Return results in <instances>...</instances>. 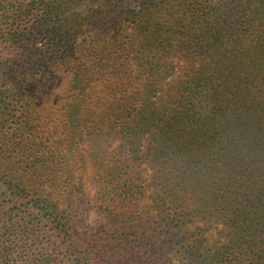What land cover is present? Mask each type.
<instances>
[{
    "label": "trees",
    "instance_id": "obj_1",
    "mask_svg": "<svg viewBox=\"0 0 264 264\" xmlns=\"http://www.w3.org/2000/svg\"><path fill=\"white\" fill-rule=\"evenodd\" d=\"M131 1L0 0V72L9 73L10 63L38 62L26 76L54 80V68L62 67L79 81L102 64L124 85L145 73L141 103L124 127L129 148L142 147L146 161L159 167L158 183L176 209L206 224L211 210H243L235 217L248 222L250 211L264 208V0H138L128 10ZM123 11L126 27L140 35L136 48L118 47L104 59L79 51L43 59L41 46L67 42L90 26L116 25L108 20ZM99 33L82 45L98 42ZM154 48L158 64L148 57ZM6 147L18 151L21 143L0 142V264H94L120 249L142 193L109 190V212L94 230L71 192L66 205L55 192L74 187L76 161L46 158L23 167L3 156ZM200 161L209 162L204 173Z\"/></svg>",
    "mask_w": 264,
    "mask_h": 264
},
{
    "label": "rangeland",
    "instance_id": "obj_2",
    "mask_svg": "<svg viewBox=\"0 0 264 264\" xmlns=\"http://www.w3.org/2000/svg\"><path fill=\"white\" fill-rule=\"evenodd\" d=\"M137 3L138 0L128 2L125 8L134 9ZM127 13L111 15L108 21L116 25L90 26L67 42L41 46L43 59L78 51L104 59L120 47L121 51H125L126 45L136 48L140 35L126 27ZM97 31L100 33L94 38L98 42L82 45L88 35ZM148 57L158 64L160 51L154 48ZM100 65V71L96 68L79 81L63 75L62 67L54 68L58 73L54 80L26 76L38 69V62L10 63L9 73L0 72V142L21 143L18 151L8 152L6 147L3 156L23 162V167L46 158L76 161L74 187L60 186L55 192L61 199L71 192L76 198L72 204L79 213L86 212L94 230L109 212V190L121 191L123 195L131 193V198L142 193L140 208L134 209V227L129 229L120 249L96 259L94 264H264V208L250 211L248 222L240 218L243 210H239L240 214L235 210L225 214L211 210L213 222L206 224L193 211L186 215L173 207L158 183L155 171L159 167L146 161L142 147L134 153L124 140V127L132 125V115L141 103L145 73L124 85L120 78L106 74L107 67ZM135 73L134 66L131 76ZM17 79L21 82L16 84ZM154 79L161 81L162 77ZM208 163L204 166L201 162V173L207 170ZM66 169L64 175L70 165ZM0 193H5L4 187ZM63 202L66 205L67 198ZM218 214L225 218H218ZM238 214L240 217H235ZM172 217L183 221L171 223ZM76 233L80 234L81 229L77 228Z\"/></svg>",
    "mask_w": 264,
    "mask_h": 264
}]
</instances>
